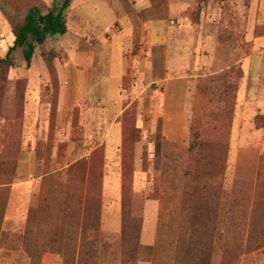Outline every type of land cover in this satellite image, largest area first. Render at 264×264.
Masks as SVG:
<instances>
[{
  "label": "rangeland",
  "instance_id": "374dc122",
  "mask_svg": "<svg viewBox=\"0 0 264 264\" xmlns=\"http://www.w3.org/2000/svg\"><path fill=\"white\" fill-rule=\"evenodd\" d=\"M52 1L37 0L39 8L44 13L48 11ZM75 1L73 7L75 5L76 8H84L90 18L98 24L114 25L116 16L113 8L119 15L123 16L125 12L130 14L137 25L149 23L155 40V56L162 59L156 61V75L163 76L166 38L182 39L184 56L187 51L184 42L189 45L190 57L191 51H195L190 64L184 57V62L179 67V71L185 70L186 63L189 64L188 79L192 107L190 106V110H188V142L175 146L163 142L165 128L163 132V126L160 121H157L155 126L142 131V143L136 150L134 177L131 170L124 176L121 156L118 160L115 158V161L106 160L104 162L102 177L99 179V183L92 180L95 181L96 186L89 192L91 193V207H89L88 245L90 247L91 244L95 249V255L92 259H85L82 262L78 248L75 257L76 264H124L132 257L131 239L133 241L138 239L139 242L136 253L138 264H181L178 262V254L180 253L181 257L187 256L190 248L188 244L193 240L194 235L189 228L194 224L192 220L194 218L197 219V222L207 220V213L203 215L197 210L191 211L190 218H183L180 213V200L176 196V191L182 189L184 185L183 166L190 138L200 132L204 115L208 111L204 100L206 98L200 95L201 93L210 98H216V102L218 100L221 102L217 103V106L221 108L217 113L220 114L222 120L229 123V120L234 118V126L231 130L234 133L232 146L236 150L245 145L248 147L242 150L245 154H240L247 160L242 157L243 160L238 162V167H236L238 163L233 164L232 167L230 165L226 183L222 188L220 209L217 211L218 223L214 239H212L210 264H264V122L262 123L260 119V116H264V102L262 105L253 106L259 97L264 99V72L262 73L264 46L256 51L251 60L245 61V63L240 62L241 59L254 52V41L264 38V0H172L171 11L169 0H81L80 4ZM73 7L69 12H72ZM5 16L13 27L23 21L25 12L12 13L8 16L6 14ZM2 19L3 16L0 12V57L5 58L12 41V35L11 29L7 25L1 24ZM73 23L72 20H69L68 25L71 27V32L68 34L70 38L79 35L74 31L76 27L73 26ZM117 27L120 28V33L124 31L123 25L119 24ZM168 28L172 30L170 31ZM79 32L82 33L80 30ZM2 35L4 39H1ZM56 43L57 41L53 40L49 47L55 49ZM64 47L59 54L60 57L63 56V59L67 58L66 54L69 52L66 46ZM118 47L115 48L112 64L114 77L111 80V97L114 102L117 101L120 87L124 85L128 89V99L125 103L128 105L132 98L138 96L143 87L139 80L133 84L130 77H126L123 81L117 79L120 65H122L119 59L121 48ZM37 56L42 60L40 50H37ZM12 58L15 66L0 65V184L41 178V182L46 184L42 194L43 199L46 197L57 199L54 195L59 193L52 189L63 187L62 189L67 192L62 190L60 195L62 197L66 196V193L68 197L71 194L75 195L76 209L80 205L83 209L84 192L79 191L78 188L76 191H70L67 188L69 186L76 188L77 185L84 183L82 180L84 175L81 172L69 173L66 169L67 165L76 161V158H66V150H61L63 148L60 150L58 148V151L56 148V155L48 158L46 149L45 153H41L42 146H36L40 164L37 175L35 173L22 174L19 171L22 153L25 152L19 128L20 120L24 118V94L27 88L26 79H24L25 73L32 72L35 82L37 73H41V77H39V80L42 79L43 82L41 86L47 89L42 97L43 101L53 104L54 107L58 103V98L54 95V86H52L47 69L43 67L48 75L45 80V73L41 72V65L39 66L36 62L35 66L27 71L20 48L13 53ZM94 84H96V80ZM225 84L242 88L234 95H239V101L242 102L241 104H245L243 110H238L239 105H236L234 109L229 103H226ZM74 85L75 78L68 77L65 86L73 88ZM132 85L134 90H131ZM59 86L61 89V84ZM202 88H205L208 93L201 90ZM158 89L160 88H151L154 92ZM173 89L179 88L173 85ZM48 90L51 92L49 93ZM200 90L201 93H199ZM81 95H83V91H81ZM148 96L149 94L146 93L142 100H146ZM156 96L159 100L157 105L161 103L163 105V97L159 93ZM196 98L198 102L194 117L192 112H194ZM81 107L83 108L84 105ZM101 109L99 108L97 117H99L98 121L103 123L105 116ZM232 109L236 115L231 113ZM169 111L177 114L173 121L175 125L180 123L177 116L181 115V110L175 111L170 107ZM118 113L120 112L110 111L113 122ZM67 114L64 118L60 117V124L64 121V125L69 126L70 123L73 126L74 116L72 112ZM182 115L186 116V112L184 111ZM235 121L237 122L235 123ZM13 122H16L15 126H13ZM113 122H110L109 134L114 135L116 130L118 133L121 130L122 133L120 124L119 129L111 130ZM260 124L262 128L259 127ZM182 128L187 129L185 126ZM169 129L168 126L167 133H169ZM79 131V128L75 131L73 143H76V139L80 135ZM152 134L156 137L155 142H147L150 140L147 139V136ZM65 142V138L62 137L60 144H65ZM194 142L196 141H192V143ZM66 143L68 144V142ZM95 146L93 143L89 149ZM117 149L120 153L121 147ZM144 155L146 158L143 166ZM89 180L90 177L86 176L85 183ZM242 181L252 182L250 196L254 203L247 209V214L241 213L242 209L238 206L235 207L236 201L233 195L235 182ZM123 184L126 186L125 193L126 190L128 191L125 196V207H123L122 197ZM99 186H101V192ZM246 188L250 189L249 186ZM60 195L59 200H52L47 204L49 208L44 212L45 215L52 211L57 212L58 205L61 208L64 206L66 201H60ZM40 197L41 191L29 211L33 210L35 213L39 205L43 204L38 202ZM3 202L0 198V206ZM3 205H6L5 202ZM47 205L43 204V207ZM68 214H72V212ZM83 214L82 212V216ZM193 216L197 217L193 218ZM93 221H96L94 226ZM40 242L41 240L37 239L35 251L38 250ZM64 259V256L50 255L48 252L40 256H31L26 251L24 254L13 256L10 254L0 255V264H62Z\"/></svg>",
  "mask_w": 264,
  "mask_h": 264
},
{
  "label": "crops",
  "instance_id": "0c3cea01",
  "mask_svg": "<svg viewBox=\"0 0 264 264\" xmlns=\"http://www.w3.org/2000/svg\"><path fill=\"white\" fill-rule=\"evenodd\" d=\"M169 1L171 3H169L171 11L172 0ZM80 2L81 0L75 1L78 4ZM110 6L113 8L111 4ZM76 7L74 5L72 12H70L69 20L74 22L73 26L76 27L74 31L79 35L70 38L67 33L65 36L55 39L57 41L55 50L58 54L56 67L61 84L55 115L53 104L42 100L44 92L47 89L41 86L43 83L42 79L39 80L41 73H37L36 82L34 81V74L32 72L25 73L26 76L24 79H26L27 88L24 94V118L21 121V138L25 152L22 153V162L20 163L21 166L19 169L22 174L35 173L37 175L40 164L38 161V150L35 148L36 146H42L40 152L45 153V149L48 152L47 144L53 136L58 138V142L61 141L62 137L68 142V148L65 151L66 158L72 157L76 158V160L89 159L94 150V148L89 149V147L94 143L96 145L95 147H104L107 161H115V158L118 160L121 156V151L119 153L117 148L122 146V133L121 130L120 133L116 130L114 135L109 134L110 122H113L110 117V111L120 112L111 126V130H114V128L119 129L118 121L121 118V113H123L126 107L125 103L128 99V89L122 84L118 92L117 101L114 102L111 97V80L114 77V73L112 74V64L115 56V48L118 46L121 48L119 59L122 65H120L117 79L123 81L126 77H130L133 80V84L139 80V83L143 87L138 96L131 100L129 99L130 101L128 103V105H131L137 102L139 110L138 125L141 127V130L144 131L147 130L146 128H152L156 125L157 121H160L163 126V132L164 128L166 132L164 133L165 135L163 134L162 141L166 144L174 146L177 144H185L189 139L188 110H190V106L192 107V101L190 100L188 77L189 64L193 60L195 51H191L190 57L189 45L187 42H184L187 48L184 56L183 40L173 39L171 37L166 38L163 76L156 75V61H161L162 59H158L155 56V40L152 27L149 23L137 25L132 20L130 14L125 12L123 16L119 15L113 8L116 16L114 25L106 26L104 24H98L91 19L87 12L84 11V8ZM76 9L78 10L76 11ZM0 12L3 16L1 24L7 25L11 29L10 23L5 16L7 11L1 5ZM119 24L124 27V31H121V33L119 31L120 28L117 27ZM168 29L170 31L172 30L171 28ZM1 39H4L3 35ZM13 41L14 37L12 35V41L8 49L12 46ZM64 46H66L69 52L67 54L65 53L67 58L63 59V56L60 57L59 54ZM263 46L264 38L256 39L253 47L254 52L246 58L241 59L240 62L245 63V61L251 60L255 56L256 51ZM184 57L189 64L186 63L185 70L179 71V67L184 62ZM36 64L41 65L40 70L45 73L44 80L48 78L47 71L43 70V67L46 69L45 65L39 56H37ZM263 72L264 67L262 68ZM71 76L75 78V85L73 88H68L65 85L67 78ZM95 80L96 84H94ZM173 85L179 89L174 90ZM152 87L160 89L154 92L151 90ZM134 89L132 85L131 90ZM81 91H83V95H81ZM48 92L50 93L51 90H48ZM48 92L46 93L49 94ZM146 93L149 94L148 99L142 100ZM158 93L163 97L164 106L162 103L157 105L159 100L156 95ZM263 102L264 99L259 97L253 106H257L258 104L262 105ZM241 103L239 101L238 110H243L242 108L245 106V104ZM81 105H84V107L82 108ZM170 107L175 111L181 110V115L179 117L177 116L180 123L177 125L173 122L177 114L170 113ZM76 108L81 110V126L79 128L80 135L76 139V143H73L76 132L69 121V126L64 125V121L60 124V117L64 118L67 113L73 112ZM99 108H102L101 111L104 112L105 121L103 123L98 121L99 117H97V113ZM184 111L186 112V116L182 115ZM93 117L95 118L93 119ZM168 126L170 127L169 133H167ZM183 126L187 129L184 130L182 128ZM233 137L234 133L232 140ZM148 138L150 140H147V142L154 143L156 140L153 134L147 136ZM232 140L231 156L232 162L235 165L240 160H243V158L246 159L243 156L242 158L240 154H245L242 150L248 147L245 145L236 150L232 146ZM141 143L138 145V148ZM238 166L239 163L236 167ZM40 179L35 178L21 182L0 184V198L6 204L4 206L3 202L0 206V255L10 254L13 256L26 252L24 249L26 223L30 206L39 197V192L42 190ZM3 239L5 241H2Z\"/></svg>",
  "mask_w": 264,
  "mask_h": 264
},
{
  "label": "trees",
  "instance_id": "16d2710c",
  "mask_svg": "<svg viewBox=\"0 0 264 264\" xmlns=\"http://www.w3.org/2000/svg\"><path fill=\"white\" fill-rule=\"evenodd\" d=\"M5 2V4H4ZM3 3V8L7 11V16L25 12V18L22 22L17 23L12 27L11 33L14 37L12 46L9 48L5 58L0 57V65L13 67L12 55L17 49H22L24 63L27 71L35 66L37 61V50H40L41 58L46 66L49 77L51 78L52 86H54V95L59 96L60 84L58 69L56 67L57 52L55 49L49 47L50 42L57 37L65 36L70 32L69 14L73 7L74 0H53L46 13L42 12L39 8L37 0H1L0 5ZM226 85V84H225ZM205 93H208L205 88H202ZM201 90L199 93H201ZM239 87L226 85L225 99L226 103H229L231 107L239 105L238 96H235L239 92ZM206 99V105L208 111L204 115L202 128L199 133H195L190 138L189 147L184 161V173H183V187L176 191V196L180 200V213L183 218H190L191 211L197 210L199 213H207V220L203 222H197V219L193 216L194 224L189 228L194 233L192 241L188 244L190 248L186 257H181L178 254V262L181 264H210V256L212 255V239L216 232V224L218 223V209H220V203L222 198L223 186L226 183V176L229 167L233 165L231 156V140H232V128L234 126V118L229 120V123L220 118V114L217 113L221 110L217 106L216 98L208 97L201 93ZM197 98L194 101V112L192 114L195 117V108L197 107ZM57 103L54 105V115L56 113ZM231 113L236 115L234 110H230ZM73 127L75 131L80 128L81 110L76 108L72 112ZM139 110L137 102L131 105H126L121 118L118 123L122 127V146H121V160L123 163V172L125 174L132 171L133 177L135 172L136 162V150L138 145L142 141V130L138 125ZM23 119V118H22ZM22 119L20 120L19 128L22 134ZM262 123L264 122V116H260ZM13 126L16 122H13ZM78 127V128H77ZM261 127V124L259 125ZM15 128V127H14ZM262 128V127H261ZM231 132V133H230ZM13 134V133H12ZM22 140V138H20ZM192 141H196L192 143ZM48 158H51L55 154V150L61 148L62 151L67 149V143L60 144L58 138L53 136L48 142ZM56 155V154H55ZM144 155V162L145 164ZM71 160V159H70ZM127 161V169L126 167ZM189 160V164H188ZM104 162H106L105 150L103 146L94 147L89 159H80L71 162L67 165L70 174L75 172H81L84 175L82 180L84 183L74 186H69L67 190L84 192L83 209L82 205L76 209L75 195L66 193V196L62 197L60 192L65 189H52L57 190L59 194H55L50 199L49 197L42 198L45 191L46 184L41 182L42 190L41 197L38 202L48 204L52 200H59L64 203L61 208L58 205L57 212H51L50 214H44L49 208L48 205L43 207L39 205L38 209L34 213L33 210L29 211L27 218V225L24 235V247L25 250L31 256H40L48 252L50 255L64 256V262L62 264H76L75 257L78 248L80 249L79 257L83 262L85 259H92L95 255V249L90 244L88 245V231L89 229V207H91V192L96 184V180L99 183V179L102 177V171L104 168ZM86 176L90 177V180L85 183ZM186 185H185V183ZM134 184V182H133ZM251 181L235 182V188H233V195L236 201L235 207L241 208V213H246L249 206L254 203L251 195ZM245 186V189H244ZM249 186L250 189L246 188ZM101 192V186H99ZM126 186H122L123 207H125V196L128 192ZM66 191V190H65ZM67 192V191H66ZM239 193V194H238ZM83 197V194H82ZM64 198V199H63ZM82 199V198H81ZM60 204V203H59ZM46 208V209H45ZM81 218H80V213ZM37 211H39L37 213ZM84 213L82 216V212ZM220 211V210H219ZM72 212V214H68ZM136 221V220H134ZM96 221H93V226ZM199 223V225H197ZM205 225V226H204ZM96 231V229H95ZM37 239H40V245L37 251ZM186 240V238H184ZM132 242L131 258L125 261L124 264H138L137 250L139 246L138 239ZM53 251V252H52ZM126 251V250H125ZM67 256V257H66ZM72 259V260H71ZM94 264V263H93Z\"/></svg>",
  "mask_w": 264,
  "mask_h": 264
}]
</instances>
